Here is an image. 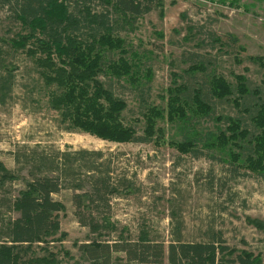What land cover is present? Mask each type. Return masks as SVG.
I'll return each mask as SVG.
<instances>
[{
  "label": "rangeland",
  "instance_id": "obj_1",
  "mask_svg": "<svg viewBox=\"0 0 264 264\" xmlns=\"http://www.w3.org/2000/svg\"><path fill=\"white\" fill-rule=\"evenodd\" d=\"M162 2V12L153 9L143 15L133 31L120 34L125 41L124 53L133 62V74L115 78L114 92L126 101L124 123L138 133L144 128L143 114L151 106L165 107L166 91L179 76L197 86L212 73L230 82L234 74H242L253 88L263 80L257 59L249 57H262L264 61V0ZM183 13L186 20L181 17ZM187 26L195 27L192 39ZM20 31L21 23L11 20L8 11L0 7V41ZM209 33L220 37L222 44L211 43ZM229 34L237 38L236 44ZM15 53L1 69V73L12 70L14 82L6 104L0 105V161L24 181L33 177L30 168L36 153L99 150L111 154L117 175L132 187L122 193L125 196L114 195L108 211L100 208L98 213L103 214H94L97 223L103 225L95 232L75 215L74 190L63 188L53 195L65 205V212L60 213V231L29 247L23 245L22 259H40L38 264H92L79 245H114L135 239L145 229L148 241L167 246L179 224L184 241L199 240L213 228L229 247L259 255L264 264V178L246 167L243 156L233 160L227 150L220 151L210 143H199L197 154L181 153L168 143L180 142L183 137L195 140L208 131L215 133L221 127L218 115L239 111L232 102L214 101L212 117L196 115L188 125L170 120L165 110V118L160 121L163 138L148 144L113 143L58 128L59 115L48 103L53 87L40 83L31 57L23 51ZM119 53L113 51L109 57L116 60ZM194 62H203V70L186 72ZM100 77L104 81L105 76ZM23 188L22 181H14L4 192L0 190V219L8 215L5 199H14ZM85 218L90 216L86 214ZM247 218L256 222L250 223ZM61 233L65 234L62 238ZM110 264L168 262L166 252L160 263H137L129 262L123 252L113 251Z\"/></svg>",
  "mask_w": 264,
  "mask_h": 264
},
{
  "label": "trees",
  "instance_id": "obj_2",
  "mask_svg": "<svg viewBox=\"0 0 264 264\" xmlns=\"http://www.w3.org/2000/svg\"><path fill=\"white\" fill-rule=\"evenodd\" d=\"M162 3V0H0V7L8 11L10 19L22 25V31L0 41V105L6 104L14 82L12 70L1 73V69H5L7 59L17 51L31 57L43 87H53L48 103L59 115L58 128L113 143L148 144L163 138L160 121L165 118V110L170 120L177 119L188 125L196 115L212 117L214 101L229 100L239 111L234 115H218L216 120L221 127L215 133L208 131L194 137L195 140L183 137L180 142L168 143L181 153L194 154L199 143H210L220 151L227 150L233 160L243 156L246 167L264 178L262 57H249L257 59L263 71L262 84L258 87H251L242 74H234V81L230 82L223 75L212 73L199 86L179 76L166 91L165 107L151 106L143 114L141 133L124 123L126 101L114 92L113 81L131 77L133 62L124 53L125 41L120 34L133 31L143 15L153 9L162 12ZM181 17L187 19L185 13ZM185 29L192 39L195 27ZM228 37L233 44L237 43L236 37L230 34ZM209 38L211 43L222 44L214 33H209ZM113 51L120 52L116 60L109 57ZM203 64L194 62L186 72L203 70L200 66ZM101 74L105 76L104 81ZM36 154L30 180L23 181L0 161L1 193L14 181L24 183L14 199H5L8 215L0 219V264L40 262L36 258L22 259V247L39 243L60 231V213L65 212V205L53 195L63 188L74 190L75 215L93 232L103 226L97 223L94 214L100 208L108 211L114 195L125 196L122 193L132 188L117 175L111 154L88 149ZM86 214L89 219L85 218ZM98 214L102 215L103 211ZM247 221L256 222L250 218ZM143 230L135 239L114 245L83 243L78 249L92 264H110L113 251L123 252L129 262L137 263H160L166 252L168 264H261L259 255L229 247L221 233L213 228L205 231L199 240L184 241L178 224L167 246L163 242L148 241L149 235ZM64 235L61 233L60 238Z\"/></svg>",
  "mask_w": 264,
  "mask_h": 264
}]
</instances>
